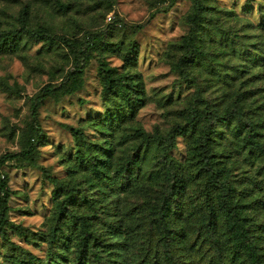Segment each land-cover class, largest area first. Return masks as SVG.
<instances>
[{"label": "rangeland", "instance_id": "obj_1", "mask_svg": "<svg viewBox=\"0 0 264 264\" xmlns=\"http://www.w3.org/2000/svg\"><path fill=\"white\" fill-rule=\"evenodd\" d=\"M168 1L0 0V35L17 33L0 50V157L14 155L0 168L9 189L0 264H168L158 213L179 264H224V220L204 222L216 200L195 155L202 134L264 263V0H201L198 12L192 0ZM102 68L132 77V113L119 93L104 95ZM46 85L59 92L36 110L42 140L25 161L17 155L35 138L32 103ZM168 169L182 182L175 195ZM49 177L69 199L62 216Z\"/></svg>", "mask_w": 264, "mask_h": 264}, {"label": "trees", "instance_id": "obj_2", "mask_svg": "<svg viewBox=\"0 0 264 264\" xmlns=\"http://www.w3.org/2000/svg\"><path fill=\"white\" fill-rule=\"evenodd\" d=\"M178 0H169L168 7H171L174 3H176ZM193 6L195 8V11L198 12L201 9V0H192ZM194 16L192 15L191 18L194 20ZM17 33H4L0 35V50H10L12 48V45L15 44ZM31 36L35 37L36 35L34 33H31ZM190 37L185 40V44L187 47V50L192 54V45L190 42ZM135 46L132 45L129 47L128 53L130 54L133 52V48ZM79 57L81 60H85L84 54L80 53ZM127 61L130 60V55L125 57ZM177 70L180 71V74L182 77L186 76V73L183 71L181 66L176 65ZM175 67V69H176ZM80 71H75L74 73L69 74V78H74L76 75L78 76ZM102 81H103V92L105 96H108L109 94L113 93H119L122 97V100L126 104V113H132L133 112V102H132V93L131 90L135 88L132 77L130 76H120L115 75L113 71L109 69L102 68ZM59 92V88L53 87L52 85H46L44 86L38 96H36L33 99L32 103V111H31V123L35 130V138L33 139V142H30V137H28V143L29 147L27 150L22 151L19 155L21 159L25 161H32L33 160V154L34 151L39 147L40 142L42 140V130L40 129V126L36 119V110L41 105L44 99H46L49 96L54 95L55 93ZM255 128V127H254ZM255 130H252L254 132ZM75 138L79 141H83L84 137L81 135L80 132L76 130H72ZM251 132V131H250ZM247 143H249L254 148H261L258 141H255L252 137L247 138ZM208 147L206 143V138L202 134L199 138L198 143V153H195L197 156V160L200 159V162L202 163V167L204 168V171L206 172V176L210 175L211 181H208L211 183V190H212V197L216 200L214 202V207L210 205L209 214L207 215V219H205V227L207 229H212V225L214 224L215 217L220 216L224 220V240L221 244L219 242L217 243V248L221 251L220 253L224 256L229 257V264H264L256 251L250 236L248 234L247 230V224L244 217V211L242 208H240L237 204L234 203V198L232 191L229 189L227 184V177L224 174V167L222 168H214L212 165V162H210V159L207 156L208 154ZM261 150H263L261 148ZM79 155V158L81 156V152L77 153ZM203 154V155H202ZM14 155H4L0 157V168L1 166L9 159L13 158ZM96 170V168H93ZM167 175L170 176L173 179V184L171 187V194L175 195L176 191L181 187V179L179 175L174 170H167ZM51 183L55 187V190L53 191V200L55 203V208L57 209V212L59 216L63 215V209H64V203L66 200H69L68 197H65V199L60 200V194L64 189L63 183L60 182L56 178H50ZM7 177L6 175H3L0 172V222L5 223V218L7 214V200L9 196V189L7 186ZM67 195H71L72 191H68L66 193ZM153 224L155 227V230L159 233L162 248L164 249V259L168 264H179L173 256L170 253V244H169V237L171 236L172 232L166 222V220L163 218L162 214L156 215V217L153 219ZM15 230L25 238L28 237V231L25 228H22L21 226L15 227ZM79 234L81 236V243L82 247L86 248L88 244H90V241L93 238L92 232H90L88 225L85 221L80 222V230ZM208 244L209 246L212 245L210 240L203 236L200 241V246ZM219 255L218 260L220 263H224L223 256ZM148 264H157V260L155 257H149Z\"/></svg>", "mask_w": 264, "mask_h": 264}]
</instances>
